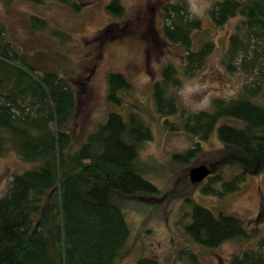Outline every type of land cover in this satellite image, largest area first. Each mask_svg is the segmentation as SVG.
Instances as JSON below:
<instances>
[{
  "label": "trees",
  "instance_id": "1",
  "mask_svg": "<svg viewBox=\"0 0 264 264\" xmlns=\"http://www.w3.org/2000/svg\"><path fill=\"white\" fill-rule=\"evenodd\" d=\"M51 1L79 8L76 0ZM124 8L118 0L107 5V11L116 16ZM163 14L164 37L184 46L183 71L191 76L203 67L214 42L208 39L198 50L192 49L193 33L203 24L200 18L190 17L187 0L170 2ZM209 17L218 28L240 17L223 62L229 71L242 68L251 81L236 97L215 98L210 109L191 112L181 107L172 92L179 86L180 72L169 63L153 84L152 96L165 128L200 141L183 153H174L175 163H192L202 151L201 142L216 132L226 152L230 178L211 172L203 190L222 197L240 189L247 179L245 172H253L251 166H264V0H216ZM30 21L35 29L48 28L35 15ZM52 32L68 37L57 29ZM5 33L0 23V156L15 151L35 165L15 174L0 197V264H117L129 250L132 235L122 202L159 193L140 165L141 151L154 137L152 126L137 109L126 115L110 112L84 139H73L69 124L77 99L70 78L39 70L26 55L16 52ZM132 89L124 74H109V102L122 104L120 93ZM234 169L238 173L233 174ZM218 181L221 191L213 187ZM261 205L263 213L264 200ZM179 222L190 240L206 248L262 235L258 227L249 229L237 215L215 213L195 202ZM257 243L235 254L230 264H264V236ZM179 255L187 264H205L190 248ZM135 264L164 263L143 252Z\"/></svg>",
  "mask_w": 264,
  "mask_h": 264
},
{
  "label": "rangeland",
  "instance_id": "2",
  "mask_svg": "<svg viewBox=\"0 0 264 264\" xmlns=\"http://www.w3.org/2000/svg\"><path fill=\"white\" fill-rule=\"evenodd\" d=\"M76 1L77 10L51 0L41 3L0 0V23L19 55H26L42 72L57 71L70 78L77 99L69 124L73 139H84L110 112L126 115L137 109L152 126L154 137L143 147L140 165L159 193L122 202L132 235L129 250L117 264H135L143 252L164 264H187L179 255L185 248L192 249L205 264H230L235 254L257 247L264 236L263 164L251 166L253 172H245L247 179L239 185L240 189L222 197L203 190L209 184V176L194 186L188 176L192 165H206L212 174L230 178L226 152L221 150L223 143L215 132L209 140L201 142L202 151L192 163H175L174 153H183L200 141L185 132L165 128L152 96L153 84L162 78L163 68L172 63L180 72L179 86L172 92L182 108L191 112L207 110L215 98L236 97L242 86L251 81V76L242 68L229 71L223 59L240 17L218 28L209 17V9L216 0H187L190 17L200 18L203 24L201 30L193 33L192 49L198 50L208 39L214 42L203 67L187 76L183 71L184 46L170 42L162 30L164 7L174 0H118L125 7L120 16L107 11L111 0ZM32 15L44 19L48 28H33ZM54 29L67 33L68 37H57L52 32ZM112 72L124 74L133 86L132 92L120 93L124 98L122 104L108 100V76ZM34 165L15 151L0 156V197L15 174ZM232 173H238L237 169ZM213 187L221 191L223 186L218 181ZM194 202L215 213L237 215L249 229L258 227L262 235L250 240L227 241L217 248L196 244L179 222Z\"/></svg>",
  "mask_w": 264,
  "mask_h": 264
},
{
  "label": "water",
  "instance_id": "3",
  "mask_svg": "<svg viewBox=\"0 0 264 264\" xmlns=\"http://www.w3.org/2000/svg\"><path fill=\"white\" fill-rule=\"evenodd\" d=\"M211 174L210 168L206 165H197L190 169L189 176L193 183H201Z\"/></svg>",
  "mask_w": 264,
  "mask_h": 264
}]
</instances>
